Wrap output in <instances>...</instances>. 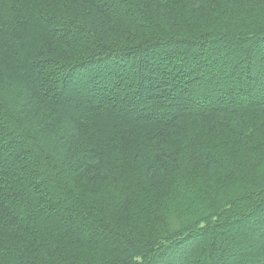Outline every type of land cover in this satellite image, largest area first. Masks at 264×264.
<instances>
[{"label": "trees", "instance_id": "trees-1", "mask_svg": "<svg viewBox=\"0 0 264 264\" xmlns=\"http://www.w3.org/2000/svg\"><path fill=\"white\" fill-rule=\"evenodd\" d=\"M0 264H264V0H0Z\"/></svg>", "mask_w": 264, "mask_h": 264}, {"label": "rangeland", "instance_id": "rangeland-1", "mask_svg": "<svg viewBox=\"0 0 264 264\" xmlns=\"http://www.w3.org/2000/svg\"><path fill=\"white\" fill-rule=\"evenodd\" d=\"M112 70L114 71V70H115V68L113 67V68H112ZM105 74H106V73H105ZM230 242H232V241H230ZM232 243H233V242H232Z\"/></svg>", "mask_w": 264, "mask_h": 264}]
</instances>
